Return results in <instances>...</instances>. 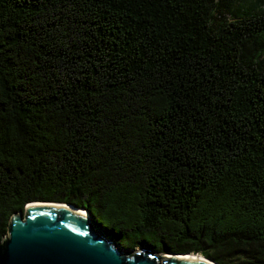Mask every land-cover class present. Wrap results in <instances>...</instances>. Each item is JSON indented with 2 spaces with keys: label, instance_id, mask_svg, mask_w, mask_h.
Wrapping results in <instances>:
<instances>
[{
  "label": "trees",
  "instance_id": "trees-1",
  "mask_svg": "<svg viewBox=\"0 0 264 264\" xmlns=\"http://www.w3.org/2000/svg\"><path fill=\"white\" fill-rule=\"evenodd\" d=\"M32 201L264 264V0H0V236Z\"/></svg>",
  "mask_w": 264,
  "mask_h": 264
},
{
  "label": "water",
  "instance_id": "water-1",
  "mask_svg": "<svg viewBox=\"0 0 264 264\" xmlns=\"http://www.w3.org/2000/svg\"><path fill=\"white\" fill-rule=\"evenodd\" d=\"M206 260L214 262L198 253L125 249L97 228L88 211L63 202L27 203L0 240V264H210Z\"/></svg>",
  "mask_w": 264,
  "mask_h": 264
},
{
  "label": "bare ground",
  "instance_id": "bare-ground-1",
  "mask_svg": "<svg viewBox=\"0 0 264 264\" xmlns=\"http://www.w3.org/2000/svg\"><path fill=\"white\" fill-rule=\"evenodd\" d=\"M200 256H202L201 254H199ZM198 256V255H197ZM205 260V259H204ZM207 261V260H206ZM209 262L210 264H215L214 262H211V261H207Z\"/></svg>",
  "mask_w": 264,
  "mask_h": 264
},
{
  "label": "rangeland",
  "instance_id": "rangeland-1",
  "mask_svg": "<svg viewBox=\"0 0 264 264\" xmlns=\"http://www.w3.org/2000/svg\"><path fill=\"white\" fill-rule=\"evenodd\" d=\"M7 234V233H6ZM6 235H2V236H0V240L2 239V238H4ZM117 243V242H116ZM118 244V243H117Z\"/></svg>",
  "mask_w": 264,
  "mask_h": 264
}]
</instances>
